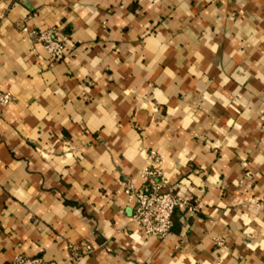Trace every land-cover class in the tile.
Segmentation results:
<instances>
[{"label":"crops","instance_id":"1","mask_svg":"<svg viewBox=\"0 0 264 264\" xmlns=\"http://www.w3.org/2000/svg\"><path fill=\"white\" fill-rule=\"evenodd\" d=\"M0 91V264H264V0H0ZM150 150L192 206L161 238Z\"/></svg>","mask_w":264,"mask_h":264},{"label":"built area","instance_id":"2","mask_svg":"<svg viewBox=\"0 0 264 264\" xmlns=\"http://www.w3.org/2000/svg\"><path fill=\"white\" fill-rule=\"evenodd\" d=\"M28 39L38 43L50 60H57L64 54L66 37L53 29H25ZM12 101L8 92L0 91V110ZM160 159L150 150L147 162L140 167L138 176L145 190L135 191L130 183L124 186V193L133 200L131 220L134 221L144 237H164L171 227V214L174 208L192 210L186 199L167 187L165 177L159 168ZM57 236H55L56 238ZM217 244H220L216 241ZM9 264H46L39 256L14 255Z\"/></svg>","mask_w":264,"mask_h":264}]
</instances>
